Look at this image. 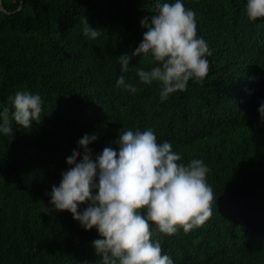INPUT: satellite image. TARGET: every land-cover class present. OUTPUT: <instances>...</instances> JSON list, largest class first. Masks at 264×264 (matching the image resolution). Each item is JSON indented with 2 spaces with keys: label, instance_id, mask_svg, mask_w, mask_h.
<instances>
[{
  "label": "trees",
  "instance_id": "trees-1",
  "mask_svg": "<svg viewBox=\"0 0 264 264\" xmlns=\"http://www.w3.org/2000/svg\"><path fill=\"white\" fill-rule=\"evenodd\" d=\"M2 2L0 110L11 109L17 90L39 93L44 104L39 122H13V134H0V264H100L96 230L66 210L46 212V193L85 132L98 134L90 147L99 153L119 131L147 127L185 163L203 159L217 197L203 225L154 233L162 252L174 264H264V18L249 20L245 0H184L211 51L209 71L162 103L159 85L136 77L148 58L130 60L135 94L115 86L116 57L138 46L153 0ZM86 17L99 37L83 35Z\"/></svg>",
  "mask_w": 264,
  "mask_h": 264
},
{
  "label": "clouds",
  "instance_id": "clouds-1",
  "mask_svg": "<svg viewBox=\"0 0 264 264\" xmlns=\"http://www.w3.org/2000/svg\"><path fill=\"white\" fill-rule=\"evenodd\" d=\"M154 12L140 21L142 39L134 50L116 57L119 75L115 86L135 94L137 86L126 78L133 57L148 58L151 67L135 68L139 82L159 85V99L184 91L189 80L203 83L211 51L197 34L194 10L184 0H153ZM243 11L251 21L264 18V0H245ZM82 33L88 39L101 35L87 17ZM11 109L0 110V134H13V122L28 129L41 119L44 101L39 93L17 90L8 97ZM264 122V100L257 109ZM96 132H85L65 157L66 169L51 185L46 212L67 211L84 230L95 229L91 241L100 264H174L162 252L154 233H185L203 225L212 215L214 197L206 176L211 171L201 158L185 163L172 142L157 140L152 127L127 128L95 153L90 145ZM116 145V147H113ZM150 225H155L150 228Z\"/></svg>",
  "mask_w": 264,
  "mask_h": 264
},
{
  "label": "water",
  "instance_id": "water-1",
  "mask_svg": "<svg viewBox=\"0 0 264 264\" xmlns=\"http://www.w3.org/2000/svg\"><path fill=\"white\" fill-rule=\"evenodd\" d=\"M0 5H1V8H2V9H5L2 0H0Z\"/></svg>",
  "mask_w": 264,
  "mask_h": 264
}]
</instances>
